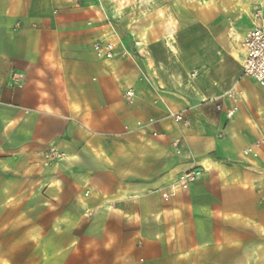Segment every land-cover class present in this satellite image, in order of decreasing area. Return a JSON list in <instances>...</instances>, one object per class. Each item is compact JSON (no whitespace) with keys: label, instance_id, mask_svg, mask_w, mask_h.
I'll list each match as a JSON object with an SVG mask.
<instances>
[{"label":"crops","instance_id":"1","mask_svg":"<svg viewBox=\"0 0 264 264\" xmlns=\"http://www.w3.org/2000/svg\"><path fill=\"white\" fill-rule=\"evenodd\" d=\"M104 2L0 0V264H264V86L239 80L249 29L235 25L233 51L200 49L179 82L121 38L123 12ZM258 5L246 18L264 29ZM102 40L113 60L96 57ZM235 85L227 120L214 100ZM180 134L204 170L188 191L167 189L194 167L172 147ZM51 145L68 158L44 167Z\"/></svg>","mask_w":264,"mask_h":264},{"label":"rangeland","instance_id":"2","mask_svg":"<svg viewBox=\"0 0 264 264\" xmlns=\"http://www.w3.org/2000/svg\"><path fill=\"white\" fill-rule=\"evenodd\" d=\"M104 5L123 12L122 23H115L121 38L129 37L137 54L152 56L164 70L173 71L179 82L197 69L200 49L214 48L218 39L223 49L235 50L256 27L248 22L247 13L257 20L263 12L258 0H116ZM208 21H214L213 27ZM240 23L249 30L236 41L235 25ZM170 35H174L175 52L168 47Z\"/></svg>","mask_w":264,"mask_h":264},{"label":"built area","instance_id":"3","mask_svg":"<svg viewBox=\"0 0 264 264\" xmlns=\"http://www.w3.org/2000/svg\"><path fill=\"white\" fill-rule=\"evenodd\" d=\"M259 16L260 14L256 17ZM242 48L244 59L242 62V74L239 80L249 78L258 85L264 86V29L262 27L253 28L243 40ZM93 51L96 57L100 60H113L117 56V44L111 41H97L93 45ZM192 76L195 77V74ZM15 82L17 83L18 79L15 78ZM125 96L127 103L132 104L135 100L136 94L133 89H129ZM214 102L216 103V111L218 112L223 111L224 102H228L229 106L226 109V118L227 120H232L239 111V96L236 85L226 91L219 99L214 100ZM167 117L176 126H180L184 129H188L191 126L187 111L174 112L167 108ZM156 123V119L150 118L146 123L138 122L137 127L140 129H146L148 127H153ZM152 135L154 137L159 136L156 132H153ZM172 147L178 156L186 155L192 160L194 167L179 174L173 182L167 185V189L173 191H188L191 186L202 177L204 170L201 167L196 166L192 153L187 148L186 138L183 134H180L173 140ZM243 156H252L255 158L257 157V153L252 148H248L243 152ZM67 158L68 156L64 151L59 149L56 145H51L42 154L41 163L44 167H50L55 163L67 160ZM162 197L168 199L169 193L164 192Z\"/></svg>","mask_w":264,"mask_h":264},{"label":"bare ground","instance_id":"4","mask_svg":"<svg viewBox=\"0 0 264 264\" xmlns=\"http://www.w3.org/2000/svg\"><path fill=\"white\" fill-rule=\"evenodd\" d=\"M259 2H260V5H262V6L264 7V0H259ZM247 16H248L251 20H253V18H252V16H251L250 14L247 13Z\"/></svg>","mask_w":264,"mask_h":264}]
</instances>
